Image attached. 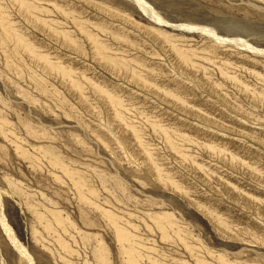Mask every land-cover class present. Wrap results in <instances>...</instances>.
<instances>
[{
    "label": "rangeland",
    "instance_id": "obj_1",
    "mask_svg": "<svg viewBox=\"0 0 264 264\" xmlns=\"http://www.w3.org/2000/svg\"><path fill=\"white\" fill-rule=\"evenodd\" d=\"M145 1L0 0V210L35 264H264V0Z\"/></svg>",
    "mask_w": 264,
    "mask_h": 264
},
{
    "label": "bare ground",
    "instance_id": "obj_2",
    "mask_svg": "<svg viewBox=\"0 0 264 264\" xmlns=\"http://www.w3.org/2000/svg\"><path fill=\"white\" fill-rule=\"evenodd\" d=\"M138 6L151 18L155 19L157 22L163 21V19L158 15V13L145 1V0H135ZM202 31H207V29H203ZM208 32V31H207ZM211 32V33H210ZM210 34L216 35L214 30L209 31ZM216 38L219 40L216 36ZM0 223L4 232L6 233L7 238H9L12 246L19 252V254L26 259L29 264H35V261L28 253L27 249L19 242V240L15 236V232L13 231L12 227L9 225L4 213L0 210Z\"/></svg>",
    "mask_w": 264,
    "mask_h": 264
}]
</instances>
